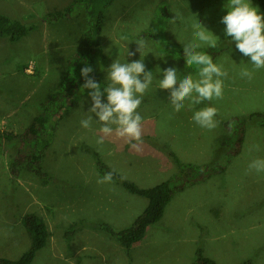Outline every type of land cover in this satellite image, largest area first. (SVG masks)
Returning a JSON list of instances; mask_svg holds the SVG:
<instances>
[{
	"label": "rangeland",
	"instance_id": "374dc122",
	"mask_svg": "<svg viewBox=\"0 0 264 264\" xmlns=\"http://www.w3.org/2000/svg\"><path fill=\"white\" fill-rule=\"evenodd\" d=\"M73 1L0 0V14L31 28L18 41L0 36V131L23 133L43 102L60 91H70L69 85H77V81L69 84L65 80L70 69L69 81L74 82L80 74V70L73 72L78 63L80 69L93 68L90 76L97 83L98 67L100 79L108 84L107 68L114 60L130 63L141 59L139 52L134 56L126 53L138 47L135 40H143L142 52L147 53L143 62L145 70L152 72L153 82L137 109L143 118L142 140L129 142L113 133L98 144L102 135L98 118L93 114L89 128L80 124L92 115L87 111L90 90L76 91L49 124L57 126L43 159L49 182L22 171L21 166V172L14 174L11 162L22 143L17 138L11 142L2 139L0 257L18 259L29 249L31 237L23 217L36 213L47 223L51 236L31 264H196L199 250L217 264H264V173L248 171L251 160L264 158V124L254 117L244 128L237 123L226 126L233 116L264 113V69L256 70L251 81L241 78L240 71L252 70V64L225 36L221 19L228 11L224 7L227 0H114L106 8L99 36L106 56L100 66L94 54L86 61L77 58L82 49L89 50L83 37L90 22L85 7L76 6L65 18L46 17ZM251 2L264 14L258 1ZM175 13L182 19L173 22ZM197 20L218 37L217 47L195 41ZM194 41L201 44L198 51L211 55L228 71L223 98L194 107L186 100L176 112L168 101L169 91L159 89L158 82L168 67L177 69L178 79L188 74L197 78L199 66L187 65L183 55V44ZM206 106L218 110V125L212 130L201 128L192 119L195 110ZM254 145H259V151ZM96 152L125 179L144 188L178 175L171 153L188 163L226 169L177 191L162 219L127 249L103 227L109 225L115 231L131 227L149 201L114 180L98 184L103 175ZM181 177L174 185L182 182ZM198 177L190 175V179Z\"/></svg>",
	"mask_w": 264,
	"mask_h": 264
},
{
	"label": "clouds",
	"instance_id": "9594fccd",
	"mask_svg": "<svg viewBox=\"0 0 264 264\" xmlns=\"http://www.w3.org/2000/svg\"><path fill=\"white\" fill-rule=\"evenodd\" d=\"M224 7L228 9L227 14L221 19V23L225 26V36L235 43L236 49L243 56L249 57L252 70L244 68L240 71V76L251 81L256 70L264 69V14L258 11V7L252 5L251 0H227ZM177 19H182L179 13H175L173 22ZM193 28L195 41L203 42L211 48L217 47L218 37L202 26L198 20ZM195 41L183 44V55L187 65L199 66L197 78L188 74L178 79L177 69L168 67L162 70V79L158 82L159 89L169 91L168 101L176 112L185 106L186 100L189 101V106L194 107L203 101L223 98L224 79L228 78V71L222 65L215 63L211 55L198 51L201 44ZM135 42L138 47L134 51L127 49L126 54L134 56L139 52L141 59L130 63L114 60L107 68L108 84L103 90L101 84L90 76L93 72L91 66L80 69V74L84 78L81 87L90 90L88 96L91 99V106L87 111L92 114L82 119L80 124L83 128H89L93 114L98 118L96 120L101 124L102 133L97 140L98 144H103L105 137L113 133L129 142L138 143L142 140L143 118L137 109L143 95L153 82V75L151 71L145 70L143 62V57L147 54L142 52L145 41L135 40ZM217 112L216 107L206 106L195 110L192 119L201 128L212 130L218 125L215 119ZM253 148L259 151V145H254ZM248 171L264 173V158L251 160ZM112 182V171L97 179L98 184Z\"/></svg>",
	"mask_w": 264,
	"mask_h": 264
},
{
	"label": "trees",
	"instance_id": "16d2710c",
	"mask_svg": "<svg viewBox=\"0 0 264 264\" xmlns=\"http://www.w3.org/2000/svg\"><path fill=\"white\" fill-rule=\"evenodd\" d=\"M114 0H74L69 6L57 10L55 12L47 13L46 17L53 19H61L73 13L76 6L81 5L82 8L85 7L86 14L90 15V22L86 31L84 32V43L87 48L82 49L81 56L77 58L80 61H86L89 57L94 54L98 59L97 63L103 64L105 60L104 50L101 46V40L99 38L105 19L106 8L111 5ZM259 2L260 6L264 9V0H256ZM31 28L24 22L19 19L12 18L5 14H0V36L6 37L11 41H18L21 38L29 34ZM89 56V57H88ZM101 58V59H99ZM74 61L72 60L71 64ZM97 65V66H98ZM82 66L81 63H78V67L74 69L73 72L80 70ZM100 66V65H99ZM71 68V66H70ZM70 69L66 73V82L75 83L77 85H69L70 91L61 93L58 92L54 95L52 100H46L42 103V108L40 113L36 115L33 121L25 129L23 133L19 134H10L0 131V141L2 139H7L9 142L17 138L21 143V147L18 148L16 156L11 162L12 171L14 174H19L21 167L22 171L28 170L37 174L42 180L46 183L50 180V174L46 171L43 165V159L46 155V151L51 144V138L54 135L57 126H49L50 122L56 119V115L62 111L66 105L69 98H71L76 91L88 92L89 89H83L81 84L84 83V78L82 76L76 75L74 82L69 81L71 78ZM101 71L99 68H96V78L98 82L103 86L106 84L103 80L100 79ZM107 85V84H106ZM101 89V90H102ZM106 100V96H105ZM254 117L261 118L262 123L264 124V113L263 112H252L249 115L245 116H233L230 121L226 123V126L229 123L242 124L243 128L246 125L249 119ZM229 127V126H228ZM227 127V128H228ZM239 130L238 144L241 146L244 140V129ZM240 151L237 150L238 153ZM96 154V163L99 172L104 175L105 173L112 171L113 180L122 184L128 191L131 193L144 196L148 199L149 203L145 211L136 219L134 224L131 227L125 228L121 231H115L109 225H104V229L114 235L120 243L130 249L134 243L142 240L146 235L147 229L150 225L157 223L162 219L166 207L169 202L172 200L174 194L177 191L182 190L186 185L190 183H195L197 181L204 180L212 176L216 172L225 171V166L214 167L208 163L204 164H194L183 161L176 153H171L170 156L174 160L175 164L179 168V176L181 177L182 182L174 185V180L176 177H172L168 180H165L161 183L153 185L151 187H140L137 183L125 179L120 173L112 169L99 155ZM21 166V167H20ZM205 169L210 170L208 173L203 172ZM192 173L198 174V179H190ZM23 223L30 234L31 237V246L26 250L18 259H8L0 257V264H31L37 252L46 246L48 239L51 236V232L45 220L37 215L36 213H28L23 217ZM196 264H217L214 259L204 256L201 250L198 251V258Z\"/></svg>",
	"mask_w": 264,
	"mask_h": 264
}]
</instances>
